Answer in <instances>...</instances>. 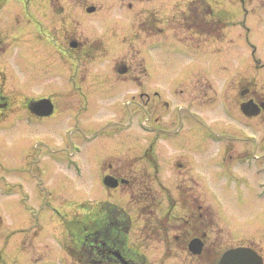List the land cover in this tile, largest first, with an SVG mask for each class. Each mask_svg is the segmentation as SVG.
Instances as JSON below:
<instances>
[{"label":"rangeland","instance_id":"obj_1","mask_svg":"<svg viewBox=\"0 0 264 264\" xmlns=\"http://www.w3.org/2000/svg\"><path fill=\"white\" fill-rule=\"evenodd\" d=\"M188 1L0 0V82L4 78L12 104V112L0 115V264H80L67 253L63 219L82 218L105 199L131 210L129 240L151 264H175L170 252L163 254L159 238L144 229L154 218L146 223L139 213L143 207L153 216L160 207L149 206L144 196L145 186L155 185L157 199L176 205L172 214H181L190 178L198 182L193 193H201L233 240L263 246L264 116L246 120L234 110L233 123L224 114L210 115L213 105L200 113L186 106L200 74L220 88L233 78L234 86L243 77L239 83L264 80V0H208L236 23L222 39L201 44L182 38L189 34L182 26L166 25L167 16L179 14ZM89 5L96 9L86 12ZM138 11L142 17L159 11L168 28L135 35ZM69 34L93 42L94 51L81 57L66 45ZM95 55L102 56L91 58ZM119 58L131 61L133 77L143 78L147 70L143 86L179 115L167 132L145 123L147 113L134 114L129 82L114 84ZM47 96L63 110L41 122L27 119L28 98ZM225 132L234 147L226 161ZM151 144L159 171L142 154ZM104 161L123 168L135 183L107 191ZM176 162H184L190 174Z\"/></svg>","mask_w":264,"mask_h":264},{"label":"flooded vegetation","instance_id":"obj_2","mask_svg":"<svg viewBox=\"0 0 264 264\" xmlns=\"http://www.w3.org/2000/svg\"><path fill=\"white\" fill-rule=\"evenodd\" d=\"M178 11L177 12L181 15L175 14L174 10L172 11L171 15L167 16L166 25L172 24L169 27L173 29L179 26H182L184 29H186L189 34L181 37L186 39L187 42L201 44L202 39L203 41L208 40L209 38L220 37L222 39L226 34V30L231 25H234V18L231 13L229 14V20L225 19L222 15H215V13H219L222 10L207 8L205 6H197L187 7ZM207 11H213L215 17L214 15H211L212 13ZM143 13L138 11L137 14H135V35L139 32H150L149 34H146L149 37L154 34L162 33L165 31V28H168L166 25H164L165 23L162 20V16L160 15L159 11L158 13L156 12L147 14L146 17H142ZM64 15H67V13L65 12ZM168 17L170 18L168 19ZM226 21L227 24L222 26V24ZM198 36H201L200 42H194V38ZM65 37L66 45L70 46L71 50L76 51V53L78 52L81 57L83 56V52H88L89 54L90 51H94V49L90 50L93 48V45L88 44V41L86 42V40L84 44L83 42L81 43L80 39L75 35L69 34ZM98 47H102L104 50H106L104 42H99ZM79 55L77 54L75 56L81 58ZM101 56L102 55H95L94 57L91 56V58H99ZM121 58L117 59L114 64L115 70L113 71L112 77L114 84H119L118 82H129L130 85H132L135 89V94L133 96L136 101L134 114L138 115V113H147L144 117V119H146L145 123L151 121L158 131H162L164 133L167 132L172 127L177 116L179 115L170 109V106L166 101L158 100L153 92H149L148 89L143 86L146 82L145 79L147 77V70L145 77H133V67L131 65V61L121 60ZM244 78L247 77L239 79L237 83H235L236 86H234L233 78L228 85H224L220 88L217 87V84L214 80L200 74L191 85L190 93L188 95V105L186 107H189L188 109L196 113H200L204 105H213L209 112L210 115L216 116L219 119V116L224 114V116L231 117L233 123L234 110L238 111L243 117L246 118V120L252 119V117H263L264 80L260 81V85H257V82L251 79L239 83L240 80ZM3 84L4 78L0 82V115H4L6 113L5 116H7L8 113L12 112V104L10 100L11 98L8 96L10 93L6 94L3 89ZM47 97L51 99L54 105L52 112L47 116L37 115L31 110V101L38 98H28L24 108L27 119L33 118L41 122L44 119H47L48 117L50 118L51 116H54L63 110H61L60 106L56 104L52 96ZM246 104L251 106L253 109H257L258 112L254 115H245L243 108ZM195 107H198L197 110ZM184 108V106H180L178 110L181 111ZM187 108L185 109L187 110ZM205 113L206 112L204 111L202 114ZM260 122L264 124V122L261 120ZM224 138L226 140V144L223 160L226 161L228 158L234 157V147L229 142L231 141L229 132H225ZM142 154H144L143 157L147 161L151 162L154 168H158V161L156 157L153 156L154 153L152 144ZM183 163L184 162H176L174 166H176L178 170H187L186 173L190 174L185 163ZM105 164L106 163L104 161L103 184L107 191H115V189H119L124 185L132 186V184L135 183V180L132 181V178L129 177V174H127L123 168L121 169L120 167H115L113 169L114 166L112 167L111 164ZM104 167L106 171L104 170ZM157 170L159 171V168ZM144 171L146 174L148 173V170ZM106 177H112L117 183L112 186L104 182ZM189 181L191 184H187L185 186V193L179 205V209L182 212L181 214H172V210L176 207V205H170L169 203L163 204L159 199H157V189L155 185L145 186L144 193L146 192V194L144 196L147 200H150L148 205H157L160 207H157L154 211H152L155 213L153 216H148V214H146L147 212L144 211V208L141 207L143 210L141 213H139V216L146 223H148L147 219L154 218L153 224L151 225L152 227L148 229L147 224H145L144 229L146 231L150 230V233H152L154 237L159 238V242L162 244L163 254L167 252L169 255L170 252L173 258L171 259L170 256H167V258H170L175 264H219L222 254L228 249L247 247L256 252V254L261 257L262 264H264V244L263 246H260L256 241L246 242L240 240L235 241V239L233 240L230 233L225 231V226L219 224L220 220L216 216L214 210L202 199L201 193H193L192 188L197 185L198 182L193 178H190ZM156 184L158 187H162L164 191H167V193L169 192L168 186L162 183ZM140 186H142L141 183ZM154 190L156 192H154ZM128 194L130 199L132 196H134L133 192L131 191L128 192ZM156 200H159V202H156ZM106 203L117 205L128 214L130 219V227L127 234L126 247L129 249L132 248L139 254L144 255L148 261V264H151L148 256L144 252L137 249L129 240L134 218L131 215V210H129L127 207H124L123 205L111 200H100L94 203L87 213L91 225L94 226V229L100 230V223L101 228L104 229V233L106 232L105 234H108L109 236L112 233L110 230L116 228V222L107 219L105 216L107 214V207L105 206ZM193 239L200 240L201 246L199 250L194 251L190 247V243ZM111 252L121 264H127V262H129L128 255L124 251L111 250Z\"/></svg>","mask_w":264,"mask_h":264},{"label":"trees","instance_id":"obj_3","mask_svg":"<svg viewBox=\"0 0 264 264\" xmlns=\"http://www.w3.org/2000/svg\"><path fill=\"white\" fill-rule=\"evenodd\" d=\"M203 6L211 8V5L206 0H191L189 7ZM214 15L213 11H207ZM215 15H222L225 19L229 18V13L220 11ZM214 15V17H215ZM227 21L222 24L224 26ZM107 219L116 222V228L111 229L109 236L104 233L99 223V229H94L87 215L80 219H72L65 221L64 225L70 232V242L68 243V252L81 264H121L113 255L111 250H122L129 258L127 264H148L146 257L139 254L127 245V234L130 227V219L128 214L119 206L106 203Z\"/></svg>","mask_w":264,"mask_h":264},{"label":"water","instance_id":"obj_4","mask_svg":"<svg viewBox=\"0 0 264 264\" xmlns=\"http://www.w3.org/2000/svg\"><path fill=\"white\" fill-rule=\"evenodd\" d=\"M94 6H89L87 11H93ZM53 105L49 98H42L32 101L31 110L38 115H48L52 112ZM243 111L247 115H254L258 112L249 105H245ZM105 182L114 186L117 182L112 177H106ZM201 242L199 239H193L190 247L196 251L199 250ZM220 264H262L261 257L253 250L246 247H239L227 251L221 258Z\"/></svg>","mask_w":264,"mask_h":264}]
</instances>
